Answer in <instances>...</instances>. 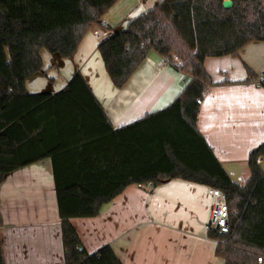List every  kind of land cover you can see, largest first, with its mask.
I'll return each mask as SVG.
<instances>
[{"label":"trees","instance_id":"16d2710c","mask_svg":"<svg viewBox=\"0 0 264 264\" xmlns=\"http://www.w3.org/2000/svg\"><path fill=\"white\" fill-rule=\"evenodd\" d=\"M116 1L0 0V182L9 172L46 155L31 154L30 147L43 141L57 103L67 102L80 108L84 119L97 112L113 138L121 132L124 142L121 153L111 150L112 157L102 166L53 163L65 264H120L108 245L92 254L78 250L80 242L68 220L97 215L100 206L127 184L155 186L171 179L220 189L229 210L237 211L230 215L227 233L207 231L217 242L215 252L223 264H257L258 257L264 261V173L258 164L264 141L250 151L249 177L240 185L230 179L195 127V100L211 84L204 58L235 56L245 44L264 41V0H231L230 8L222 7L223 0H161L126 29L99 42L97 51L116 87L124 85L149 50L178 54V69L188 77L166 108L113 131L79 72L55 94H28L24 80L43 71L42 49L70 58L89 24ZM248 76L253 74L249 71ZM259 83L264 88V76Z\"/></svg>","mask_w":264,"mask_h":264},{"label":"crops","instance_id":"0c3cea01","mask_svg":"<svg viewBox=\"0 0 264 264\" xmlns=\"http://www.w3.org/2000/svg\"><path fill=\"white\" fill-rule=\"evenodd\" d=\"M160 1L117 0L89 24L70 58L42 49L43 71L24 80L26 93H58L79 72L113 131L166 108L188 80L183 72L173 65L160 68V55L149 50L124 85L116 87L97 51L99 42L126 29ZM203 68L211 84L198 105L195 127L223 169L231 172L230 179L236 176L235 182L244 184L248 155L264 141V88L259 83L264 41L245 44L235 56L206 57ZM57 105L45 124L43 141L30 147L31 154L46 155L0 182L2 264H65L53 163L102 166L112 157L111 150L121 153L123 133L113 138L97 112L84 119L80 108L67 102ZM258 164L264 173V156ZM208 189L181 179L155 186L130 183L103 203L97 215L68 221L87 254L108 245L120 264H223L215 252L216 240L207 235L214 202Z\"/></svg>","mask_w":264,"mask_h":264},{"label":"built area","instance_id":"2783aa9c","mask_svg":"<svg viewBox=\"0 0 264 264\" xmlns=\"http://www.w3.org/2000/svg\"><path fill=\"white\" fill-rule=\"evenodd\" d=\"M104 24L105 23H102L103 26ZM159 63L160 68H166L169 65H173L174 67L179 68L181 65V59L175 54H171L169 56L160 55ZM203 94L204 92L200 97L196 98L195 102L197 103V105H200L202 103ZM228 175L230 176L231 172ZM208 193L214 199L208 228L216 229L219 233H227L230 230V215H236L237 211L229 210L226 195L220 189L209 187ZM77 249L81 250V247L78 246ZM257 264H264V261L263 259H261V257L257 258Z\"/></svg>","mask_w":264,"mask_h":264},{"label":"water","instance_id":"95a60500","mask_svg":"<svg viewBox=\"0 0 264 264\" xmlns=\"http://www.w3.org/2000/svg\"><path fill=\"white\" fill-rule=\"evenodd\" d=\"M232 6V1L231 0H223L222 1V7L223 8H230Z\"/></svg>","mask_w":264,"mask_h":264},{"label":"rangeland","instance_id":"374dc122","mask_svg":"<svg viewBox=\"0 0 264 264\" xmlns=\"http://www.w3.org/2000/svg\"><path fill=\"white\" fill-rule=\"evenodd\" d=\"M173 54H175V55H177V56L179 57L178 54H176V53H173ZM179 58H180V57H179ZM180 59H181V58H180ZM231 179H233V181H237L236 176H231Z\"/></svg>","mask_w":264,"mask_h":264}]
</instances>
